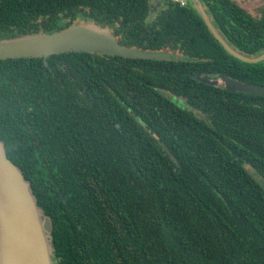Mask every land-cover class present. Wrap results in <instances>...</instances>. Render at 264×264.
Returning a JSON list of instances; mask_svg holds the SVG:
<instances>
[{"label": "trees", "instance_id": "obj_1", "mask_svg": "<svg viewBox=\"0 0 264 264\" xmlns=\"http://www.w3.org/2000/svg\"><path fill=\"white\" fill-rule=\"evenodd\" d=\"M199 1L234 50L264 52V3ZM80 23L172 57L0 60V141L53 264H264V97L221 80L264 86V60L229 54L190 1L0 0V40Z\"/></svg>", "mask_w": 264, "mask_h": 264}, {"label": "water", "instance_id": "obj_2", "mask_svg": "<svg viewBox=\"0 0 264 264\" xmlns=\"http://www.w3.org/2000/svg\"><path fill=\"white\" fill-rule=\"evenodd\" d=\"M188 1L197 9L212 35L229 54L247 63L264 60V52L252 57L234 50L211 23L202 3L199 0ZM70 51L138 59L170 58L168 54L165 56L120 46L108 29L93 24H76L51 35L0 40V60L27 57H42L46 60L50 55ZM200 80L211 85L218 82ZM221 80L230 92H245L264 97V86L243 84L226 76H221ZM257 182L264 190V180L259 177ZM50 232V219L42 216L29 182L8 159L4 144L0 141V264H53L49 248Z\"/></svg>", "mask_w": 264, "mask_h": 264}, {"label": "rangeland", "instance_id": "obj_3", "mask_svg": "<svg viewBox=\"0 0 264 264\" xmlns=\"http://www.w3.org/2000/svg\"><path fill=\"white\" fill-rule=\"evenodd\" d=\"M234 1H236L242 8L246 9L253 16L258 15V9L264 3V0H234ZM80 24L83 25L84 23H80ZM153 53H159V54L161 53L167 56V53L163 51H158V52H153ZM168 55L172 57L171 54H168ZM173 57L180 58L181 56L180 54L174 53Z\"/></svg>", "mask_w": 264, "mask_h": 264}, {"label": "built area", "instance_id": "obj_4", "mask_svg": "<svg viewBox=\"0 0 264 264\" xmlns=\"http://www.w3.org/2000/svg\"><path fill=\"white\" fill-rule=\"evenodd\" d=\"M162 1L170 2V3H173V4H178V5L182 6V7L187 5V0H162Z\"/></svg>", "mask_w": 264, "mask_h": 264}]
</instances>
